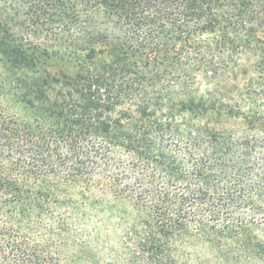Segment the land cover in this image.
Listing matches in <instances>:
<instances>
[{"label": "trees", "instance_id": "trees-1", "mask_svg": "<svg viewBox=\"0 0 264 264\" xmlns=\"http://www.w3.org/2000/svg\"><path fill=\"white\" fill-rule=\"evenodd\" d=\"M260 261L264 0H0V264Z\"/></svg>", "mask_w": 264, "mask_h": 264}, {"label": "rangeland", "instance_id": "rangeland-1", "mask_svg": "<svg viewBox=\"0 0 264 264\" xmlns=\"http://www.w3.org/2000/svg\"><path fill=\"white\" fill-rule=\"evenodd\" d=\"M243 68L232 74L231 79L229 82L231 85L237 86L241 89H247L250 82L257 78V74L254 71V58L252 55H244L241 61ZM48 66L53 71H63L67 69V72L71 73L72 65H67L65 63H61L60 61H51ZM53 66V67H52ZM65 73V72H64ZM94 219V225L89 226L87 228L88 232L95 238L96 241H106L108 240L113 232H114V223L117 219L116 215L109 216V215H93L90 217ZM97 225L98 228L94 229V226ZM182 253L186 256L191 258L193 261H198L199 259H207L209 257V246L197 243V242H188L181 246ZM111 263V262H110ZM252 264H264V261L252 263Z\"/></svg>", "mask_w": 264, "mask_h": 264}]
</instances>
